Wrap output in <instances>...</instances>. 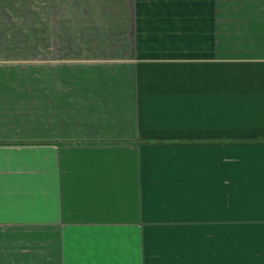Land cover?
I'll return each mask as SVG.
<instances>
[{"label": "crops", "instance_id": "1", "mask_svg": "<svg viewBox=\"0 0 264 264\" xmlns=\"http://www.w3.org/2000/svg\"><path fill=\"white\" fill-rule=\"evenodd\" d=\"M39 1L0 28V264H264V0Z\"/></svg>", "mask_w": 264, "mask_h": 264}, {"label": "rangeland", "instance_id": "2", "mask_svg": "<svg viewBox=\"0 0 264 264\" xmlns=\"http://www.w3.org/2000/svg\"><path fill=\"white\" fill-rule=\"evenodd\" d=\"M37 9L39 12V3L40 1L37 0ZM17 6V7H21V14H19L17 21H15L13 19V17L15 16V14H13V17H9L7 14L4 15V18H1L0 16V28L1 30L5 29V31H7V29L15 32L14 37H21V39L25 40L27 38V28L31 27V23L29 22V12H28V6H29V0H5V4L0 3V6ZM16 18V17H15ZM43 18V17H42ZM19 22V23H18ZM39 24L42 23L38 22ZM39 24H37L38 26H40ZM16 30L17 33H16ZM20 34V35H19ZM9 37L13 38L12 34L8 35Z\"/></svg>", "mask_w": 264, "mask_h": 264}]
</instances>
